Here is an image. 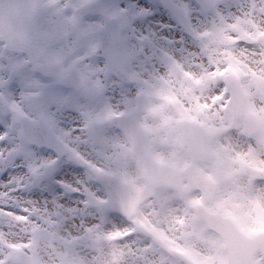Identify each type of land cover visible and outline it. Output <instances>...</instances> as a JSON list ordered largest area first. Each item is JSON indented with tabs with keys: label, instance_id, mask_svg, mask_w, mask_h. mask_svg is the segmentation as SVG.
Listing matches in <instances>:
<instances>
[{
	"label": "rangeland",
	"instance_id": "1",
	"mask_svg": "<svg viewBox=\"0 0 264 264\" xmlns=\"http://www.w3.org/2000/svg\"><path fill=\"white\" fill-rule=\"evenodd\" d=\"M104 3L128 28L123 42L139 41L132 49L122 44L126 62L143 51L145 42L150 52L128 71L131 84H125L89 121V134L79 153L89 157L90 168L83 169L78 187L69 186L80 197L33 205L28 216L11 229L0 228V252H8L9 259L21 264H224L223 243L194 211L203 202L200 194L183 197L175 190L145 184L134 171L126 142L111 119L118 113L136 116L155 135L154 156L177 167L187 161L179 150L180 136L174 138L171 149L161 150L157 124H174L180 118L201 124L212 138L214 163L219 166L200 168L212 180L221 173L209 207L230 216L249 235L264 231V182L250 180L241 172L243 165L264 172V96L256 88L264 80V46L239 44L224 49L212 38L213 24L230 39L264 38V0ZM133 20L139 21L138 27H131ZM157 25L174 36L160 35ZM227 73L244 82L246 105L261 121L255 136L246 138L229 126ZM140 94L148 97L144 111H139ZM170 101L177 118L167 110ZM143 112L155 115L157 123H151ZM105 173L144 191L133 218L124 215L116 195L103 181ZM257 264H264V258L259 256Z\"/></svg>",
	"mask_w": 264,
	"mask_h": 264
},
{
	"label": "snow or ice",
	"instance_id": "2",
	"mask_svg": "<svg viewBox=\"0 0 264 264\" xmlns=\"http://www.w3.org/2000/svg\"><path fill=\"white\" fill-rule=\"evenodd\" d=\"M114 15L104 0H0V228L40 202L80 197L69 186L83 171L89 121L150 52L145 42L112 67ZM0 264L21 262L0 252Z\"/></svg>",
	"mask_w": 264,
	"mask_h": 264
},
{
	"label": "water",
	"instance_id": "3",
	"mask_svg": "<svg viewBox=\"0 0 264 264\" xmlns=\"http://www.w3.org/2000/svg\"><path fill=\"white\" fill-rule=\"evenodd\" d=\"M115 30L117 26L115 25ZM117 34H113V42L115 47L111 50L112 55V67L117 69V63L119 57L117 55L118 49L116 47L117 42L115 41ZM122 66L120 59V67ZM234 81V82H233ZM233 86L231 88L232 98L229 103V110L234 116L233 124L239 125L240 116L245 117L247 120H252L251 116L247 113L244 103H243V94L240 83L236 80H232ZM122 128L125 130V133L128 136V140L132 147V153L134 157L135 164L141 174V176L150 184L156 186H167V187H176L182 191H190L193 189H203L202 182H205L204 179L199 173H197L195 162L203 161L204 158H208V145L209 140L205 132L200 128L191 123H188L189 130L185 137V144H182V149H185L189 152L192 157L191 165L184 171H178L174 168H171L167 165L156 163L150 156V143L148 139V133L139 126L135 119L131 117H125L118 119ZM182 126V122L178 124V127ZM174 130H171L173 132ZM190 180V187L187 189L182 188V183L186 180ZM113 186L118 191L119 195L123 196V200L126 203L124 192L129 193V197L132 199V207H136L140 192L133 193L130 191L128 186L120 184L116 180H112ZM129 188V189H128ZM132 190V189H131ZM201 214L207 220V222L212 226V228L218 230L227 240H229L232 224L221 217L219 214H209L203 209L202 206L198 207ZM236 222V221H235ZM237 223V222H236ZM238 224V223H237ZM239 227L247 233V229L238 224ZM259 241V238L255 239H245L244 243L247 247H240L235 245L231 248L230 252V262L229 264H253V257L259 251L264 252V246L260 244L259 247L256 246V243ZM259 256L256 258V262Z\"/></svg>",
	"mask_w": 264,
	"mask_h": 264
},
{
	"label": "bare ground",
	"instance_id": "4",
	"mask_svg": "<svg viewBox=\"0 0 264 264\" xmlns=\"http://www.w3.org/2000/svg\"><path fill=\"white\" fill-rule=\"evenodd\" d=\"M73 228V226H71Z\"/></svg>",
	"mask_w": 264,
	"mask_h": 264
}]
</instances>
